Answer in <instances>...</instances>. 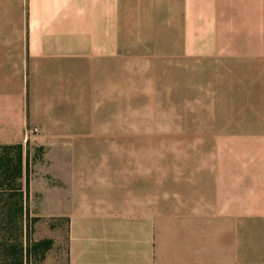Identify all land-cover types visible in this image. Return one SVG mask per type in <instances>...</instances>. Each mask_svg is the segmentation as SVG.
<instances>
[{
	"label": "crops",
	"instance_id": "crops-1",
	"mask_svg": "<svg viewBox=\"0 0 264 264\" xmlns=\"http://www.w3.org/2000/svg\"><path fill=\"white\" fill-rule=\"evenodd\" d=\"M202 56L261 74L264 0H0V144L47 150L71 205L66 264H264V219L245 218L261 207H245L244 158L232 160L230 205L185 198L155 232L148 177L121 176L103 148L121 144L112 117L97 119L121 112L125 62Z\"/></svg>",
	"mask_w": 264,
	"mask_h": 264
},
{
	"label": "rangeland",
	"instance_id": "rangeland-1",
	"mask_svg": "<svg viewBox=\"0 0 264 264\" xmlns=\"http://www.w3.org/2000/svg\"><path fill=\"white\" fill-rule=\"evenodd\" d=\"M184 61L153 67L148 58L123 62L121 112L97 119L112 117L116 135L120 132L121 144L103 147L105 152L116 156L121 176L148 177L155 232H165L182 213L179 202L185 198L199 195L202 205H230L236 158L245 159V207H261L245 209V218L264 219V81L249 80L264 79V71L253 76L238 61L226 64L209 56ZM253 90L263 97L245 99V91ZM23 149L28 210L36 219L32 239L52 241L40 264H66L67 192L50 175L45 147L32 142ZM100 149L88 147L86 154L97 156Z\"/></svg>",
	"mask_w": 264,
	"mask_h": 264
},
{
	"label": "trees",
	"instance_id": "trees-1",
	"mask_svg": "<svg viewBox=\"0 0 264 264\" xmlns=\"http://www.w3.org/2000/svg\"><path fill=\"white\" fill-rule=\"evenodd\" d=\"M22 144H0V264H40L49 239H32L29 173Z\"/></svg>",
	"mask_w": 264,
	"mask_h": 264
},
{
	"label": "built area",
	"instance_id": "built-area-1",
	"mask_svg": "<svg viewBox=\"0 0 264 264\" xmlns=\"http://www.w3.org/2000/svg\"><path fill=\"white\" fill-rule=\"evenodd\" d=\"M37 131L38 130L36 128L30 130V131H28L27 136H29L30 134H35V133H37Z\"/></svg>",
	"mask_w": 264,
	"mask_h": 264
}]
</instances>
